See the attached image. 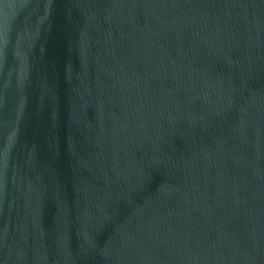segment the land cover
Returning a JSON list of instances; mask_svg holds the SVG:
<instances>
[{
  "label": "water",
  "instance_id": "1",
  "mask_svg": "<svg viewBox=\"0 0 264 264\" xmlns=\"http://www.w3.org/2000/svg\"><path fill=\"white\" fill-rule=\"evenodd\" d=\"M0 264H264V0H0Z\"/></svg>",
  "mask_w": 264,
  "mask_h": 264
}]
</instances>
